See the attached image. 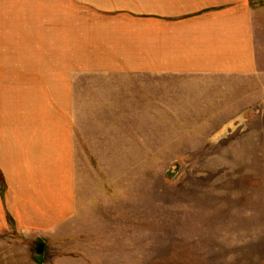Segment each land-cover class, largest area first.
Wrapping results in <instances>:
<instances>
[{
    "label": "rangeland",
    "instance_id": "rangeland-1",
    "mask_svg": "<svg viewBox=\"0 0 264 264\" xmlns=\"http://www.w3.org/2000/svg\"><path fill=\"white\" fill-rule=\"evenodd\" d=\"M99 3L0 0L5 165L72 193L32 226L1 162L0 264H264V0L258 73L145 85L80 72L108 48L92 24L129 18ZM59 132L75 155L27 146Z\"/></svg>",
    "mask_w": 264,
    "mask_h": 264
},
{
    "label": "crops",
    "instance_id": "crops-1",
    "mask_svg": "<svg viewBox=\"0 0 264 264\" xmlns=\"http://www.w3.org/2000/svg\"><path fill=\"white\" fill-rule=\"evenodd\" d=\"M99 4L104 12H126L129 18L92 24L99 29L92 36L108 48H103L106 55L92 58L94 66L81 69L85 75L145 85L158 78L218 80L258 73L256 30L248 0H100ZM76 145L73 133L59 132L27 146L75 155ZM1 162L14 195L37 207L24 218L40 227L59 221L60 205L72 195L70 188L65 191L57 175L49 183L35 174L27 184L21 179L16 186L18 178L10 164L5 165L2 148Z\"/></svg>",
    "mask_w": 264,
    "mask_h": 264
},
{
    "label": "water",
    "instance_id": "water-1",
    "mask_svg": "<svg viewBox=\"0 0 264 264\" xmlns=\"http://www.w3.org/2000/svg\"><path fill=\"white\" fill-rule=\"evenodd\" d=\"M42 249H43L42 247H40V248H39V253H41V252H42Z\"/></svg>",
    "mask_w": 264,
    "mask_h": 264
}]
</instances>
